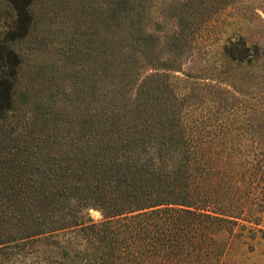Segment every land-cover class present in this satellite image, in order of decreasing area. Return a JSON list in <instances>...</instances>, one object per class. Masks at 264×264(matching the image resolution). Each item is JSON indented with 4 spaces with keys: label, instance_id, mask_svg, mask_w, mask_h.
<instances>
[{
    "label": "trees",
    "instance_id": "16d2710c",
    "mask_svg": "<svg viewBox=\"0 0 264 264\" xmlns=\"http://www.w3.org/2000/svg\"><path fill=\"white\" fill-rule=\"evenodd\" d=\"M2 1L0 264H221L263 232L264 44L228 34L183 68L240 0H180L163 43L147 0H68L60 57L22 93L34 0Z\"/></svg>",
    "mask_w": 264,
    "mask_h": 264
},
{
    "label": "rangeland",
    "instance_id": "374dc122",
    "mask_svg": "<svg viewBox=\"0 0 264 264\" xmlns=\"http://www.w3.org/2000/svg\"><path fill=\"white\" fill-rule=\"evenodd\" d=\"M67 1H33L32 10L35 18L33 28L16 48L18 53L24 54V62L20 66L17 93H22L27 90V87L33 86V80L30 78L32 72L37 68V64L43 65V73H45L44 68L52 58L60 57L61 46L65 44V38L72 31L73 19L70 12L73 4L69 5ZM101 1L76 0L75 4L76 6L80 5L83 9L96 10L99 9ZM179 1H146L147 12L144 21L147 23V29L157 35L160 43L167 41L175 29L174 19L169 13ZM9 14L3 1L0 0V34L11 26ZM85 23L84 20L82 23L84 30L87 25ZM216 32H219L217 38ZM228 34H242L249 40H258L264 44V0H240L236 5L222 11L219 14L218 22L209 28L207 34L208 37H211L209 43H213V47L207 44L200 45L198 48L194 47L191 60L189 61L187 58L183 60V68L198 70L202 65V57L206 58L205 55L209 50H216L217 43L222 42ZM207 56L210 60L211 57ZM29 98L36 99L33 96H29ZM87 218L95 221L100 218V215L96 210L88 209ZM261 221L264 222V211L261 213ZM221 264H264V228L262 233L257 232L253 236L247 233L227 240Z\"/></svg>",
    "mask_w": 264,
    "mask_h": 264
}]
</instances>
